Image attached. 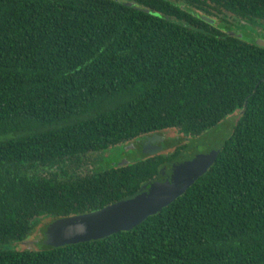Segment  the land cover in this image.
Returning <instances> with one entry per match:
<instances>
[{
  "label": "trees",
  "instance_id": "trees-1",
  "mask_svg": "<svg viewBox=\"0 0 264 264\" xmlns=\"http://www.w3.org/2000/svg\"><path fill=\"white\" fill-rule=\"evenodd\" d=\"M237 24L264 25V0H0V245L132 196L230 129L205 172L132 229L0 250V264H264V48ZM166 131L189 143L87 166Z\"/></svg>",
  "mask_w": 264,
  "mask_h": 264
},
{
  "label": "water",
  "instance_id": "water-1",
  "mask_svg": "<svg viewBox=\"0 0 264 264\" xmlns=\"http://www.w3.org/2000/svg\"><path fill=\"white\" fill-rule=\"evenodd\" d=\"M255 44L264 48L263 41H255ZM229 130L226 124L217 125L190 142L176 158L159 169L153 180L143 184L132 196L98 212L54 221L45 234L59 230L61 234L54 240L67 245L76 243L70 242L71 235L79 232L86 237L83 241H90L132 229L167 206L205 172L218 155Z\"/></svg>",
  "mask_w": 264,
  "mask_h": 264
},
{
  "label": "rangeland",
  "instance_id": "rangeland-1",
  "mask_svg": "<svg viewBox=\"0 0 264 264\" xmlns=\"http://www.w3.org/2000/svg\"><path fill=\"white\" fill-rule=\"evenodd\" d=\"M121 1V0H116ZM219 28H222L218 24ZM232 33H236L237 36L243 37L252 41H263L264 42V25L246 27L245 25H234L232 26ZM225 124V123H222ZM227 125V124H226ZM228 126V125H227ZM149 136V137H148ZM144 136L142 138L136 139V142L119 144L114 146L104 153H99L97 155L93 154L91 157H88L89 160H92V164H87L88 168L94 167V171L99 172L105 169L112 168L114 166H122L126 164H132L147 156H152L153 154H171L174 150V146H179L184 143H189L188 139L182 140L174 131H166L164 133L151 134ZM156 136V140L152 139V142L149 140ZM144 140L145 145H144ZM156 142L158 144H156ZM143 143V144H142ZM155 143V144H154ZM145 146V147H144ZM86 166V168H87ZM92 169V168H91ZM73 218V217H71ZM49 221L42 222L38 228L31 232L30 236L21 243H9L5 245H0V250H38L49 247H56L62 245L58 240H54L56 237L60 236V231L51 232L49 235L43 233L41 237V228ZM82 232L71 235L73 236L70 242H80L86 239L85 236L80 235ZM91 238V237H90ZM45 239V241H41ZM91 240V239H90ZM64 245V244H63Z\"/></svg>",
  "mask_w": 264,
  "mask_h": 264
},
{
  "label": "flooded vegetation",
  "instance_id": "flooded-vegetation-1",
  "mask_svg": "<svg viewBox=\"0 0 264 264\" xmlns=\"http://www.w3.org/2000/svg\"><path fill=\"white\" fill-rule=\"evenodd\" d=\"M151 139H155V140H156L157 138L154 136V137H153V138H151Z\"/></svg>",
  "mask_w": 264,
  "mask_h": 264
}]
</instances>
